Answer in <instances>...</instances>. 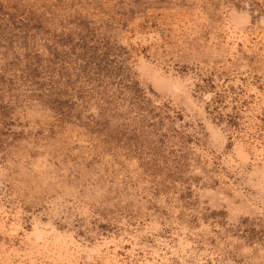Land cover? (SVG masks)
Returning a JSON list of instances; mask_svg holds the SVG:
<instances>
[{"label": "rangeland", "instance_id": "rangeland-1", "mask_svg": "<svg viewBox=\"0 0 264 264\" xmlns=\"http://www.w3.org/2000/svg\"><path fill=\"white\" fill-rule=\"evenodd\" d=\"M0 264H264V0H0Z\"/></svg>", "mask_w": 264, "mask_h": 264}]
</instances>
